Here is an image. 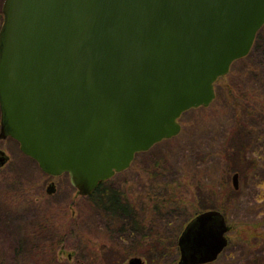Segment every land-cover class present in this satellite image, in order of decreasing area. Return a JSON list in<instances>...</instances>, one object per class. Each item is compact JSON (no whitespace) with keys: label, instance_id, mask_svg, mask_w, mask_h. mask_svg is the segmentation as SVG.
Listing matches in <instances>:
<instances>
[{"label":"water","instance_id":"1","mask_svg":"<svg viewBox=\"0 0 264 264\" xmlns=\"http://www.w3.org/2000/svg\"><path fill=\"white\" fill-rule=\"evenodd\" d=\"M1 11L0 137L80 195L177 135L264 24V0H3ZM229 229L220 209L197 211L177 263L214 261Z\"/></svg>","mask_w":264,"mask_h":264},{"label":"rangeland","instance_id":"2","mask_svg":"<svg viewBox=\"0 0 264 264\" xmlns=\"http://www.w3.org/2000/svg\"><path fill=\"white\" fill-rule=\"evenodd\" d=\"M214 89L209 105L181 114L177 135L161 140L149 152L135 154L128 168L107 180L123 194L138 197L152 182L148 172L165 166V179L172 180L165 190L184 194L186 199L173 196L164 216H154L150 226L164 237L174 236L196 211L222 206L231 226L229 243L207 264H264V24L246 58L233 61ZM0 148L9 155L0 166V264H121L128 260L119 255L115 261L108 252L102 259H88L93 244L112 240L106 235L105 210H94L87 196L77 194L67 173L42 171L11 137L0 139ZM156 161L161 165L154 166L159 168L152 167ZM233 172L238 173L236 189ZM49 182L55 186L51 193L46 191ZM129 201L144 219L152 213L150 208L140 210L146 202ZM44 228L48 231L42 232ZM40 237L46 239L45 247L39 246ZM131 242L129 238L119 247L128 248ZM141 256L144 264H156L153 258ZM178 256L179 252L165 253L161 263L178 264Z\"/></svg>","mask_w":264,"mask_h":264},{"label":"trees","instance_id":"3","mask_svg":"<svg viewBox=\"0 0 264 264\" xmlns=\"http://www.w3.org/2000/svg\"><path fill=\"white\" fill-rule=\"evenodd\" d=\"M259 31L260 29L257 31L255 39L256 37H258ZM244 58H246V56H244L243 58H239L238 60H242ZM246 132L249 133V131ZM161 142H158L153 146H157ZM152 147L150 148V150L153 149ZM150 150H148L147 152H149ZM157 163L160 164V161H156L154 164H152V167H155L154 165H156ZM165 168L166 167L163 166V168L159 169L160 171L154 170L150 173L148 172L149 177L152 179V182H150V185L147 186L144 191H141L140 194L137 193L138 197H135L136 193L133 194L134 196L126 192L124 193L127 195L123 194L118 190L116 186H112V184L108 182V180L99 182L97 187L89 195H87V197L90 199L91 205L94 207V210H105L104 217L105 219H108V225L107 227L105 226L106 235L112 238V240L108 241L109 243L106 241H101L98 244H93L92 247L89 248V251L92 254L88 256V259H102V256H105V252H108L111 253V255L114 257L113 260L115 261H117L121 256L123 258L125 256H128L129 258L131 256L144 255L146 256V258L148 256L149 258H153L154 260H156V264H162L161 260L165 256V253H178L177 237L184 226L181 229H178L177 234H175L174 236L167 237L162 236L158 229L153 228V225L150 226V223L154 219V216H164L162 214L165 210V206H169L171 202L174 201L173 196H176L181 201L186 199L183 197L184 194L173 195L172 192L168 191L169 188L165 190V186L168 187V182L172 181H167L165 179ZM157 176H160V180L153 179ZM180 181L181 180L177 181L178 185H180ZM129 199H140L146 202L147 205L140 210H149L150 208V211L152 213L150 215L147 214L146 218L144 219L140 215V213L137 214L138 211H136L135 204L131 203ZM213 207L216 206H206L203 207V209ZM218 208H222V206H219ZM192 216L193 215L187 217L184 220L183 224L185 225L192 218ZM149 217H151V219H149ZM44 229L41 231H48V228ZM53 232L54 229L52 228V235ZM129 238L132 241L130 246L128 248H120L119 243L127 242L129 241ZM119 239L120 241L118 243H114ZM38 240L40 241L39 246L45 247L46 239L44 237H40ZM58 242H62V240L59 239ZM88 243H90V241H88ZM138 247L140 249H138Z\"/></svg>","mask_w":264,"mask_h":264},{"label":"flooded vegetation","instance_id":"4","mask_svg":"<svg viewBox=\"0 0 264 264\" xmlns=\"http://www.w3.org/2000/svg\"><path fill=\"white\" fill-rule=\"evenodd\" d=\"M8 137H11V136H5V137H0V139H5V138H8ZM12 138V137H11ZM12 139H14V138H12ZM15 140V139H14ZM16 141V140H15ZM9 160V155L7 154V153H5V151L4 150H2L1 148H0V166H3L7 161ZM48 174V173H47ZM215 208H217V209H220L222 212H223V214H224V210L222 209V208H218V207H215ZM224 216H225V214H224ZM226 218V217H225ZM228 223V222H227ZM229 224V223H228ZM230 225V224H229ZM230 228H231V226H230ZM230 230V229H229ZM228 230V231H229ZM228 238V237H227ZM228 243H229V239H228ZM227 243V244H228ZM227 246V245H226ZM68 256H70V254H68ZM219 256V255H218ZM130 258V257H129ZM128 258V259H129ZM143 258V257H142ZM217 259V258H216ZM215 259V260H216ZM143 261H144V263H145V260L143 259ZM126 261H124L123 263H125ZM123 263H121V264H123ZM210 263V262H209ZM203 264H207V263H203Z\"/></svg>","mask_w":264,"mask_h":264}]
</instances>
